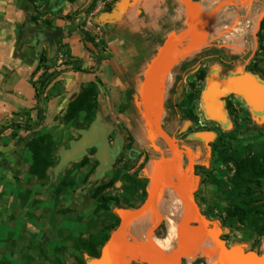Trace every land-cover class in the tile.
<instances>
[{
    "label": "crops",
    "instance_id": "crops-1",
    "mask_svg": "<svg viewBox=\"0 0 264 264\" xmlns=\"http://www.w3.org/2000/svg\"><path fill=\"white\" fill-rule=\"evenodd\" d=\"M193 1L201 13L215 10V17L238 27L217 32L170 71L201 50L223 58L213 62L220 74L242 71L243 62L232 61L241 55L237 50H257L264 0ZM116 2L117 19L97 23L98 14ZM185 25L179 0H0V264L73 261L80 226L66 210L68 201L55 206L47 196L56 184L50 188L28 175L26 142L48 135L62 146L74 139L83 114L67 122L63 116L81 90L93 85L92 120L141 150L152 132L143 110L148 73Z\"/></svg>",
    "mask_w": 264,
    "mask_h": 264
},
{
    "label": "rangeland",
    "instance_id": "rangeland-1",
    "mask_svg": "<svg viewBox=\"0 0 264 264\" xmlns=\"http://www.w3.org/2000/svg\"><path fill=\"white\" fill-rule=\"evenodd\" d=\"M216 19V26L220 27L225 23L222 16L217 15ZM225 31L227 29L218 32ZM215 51L233 52L234 50ZM237 52H241L239 59L228 61H242V71L254 75L264 83V59L258 47L257 50H237ZM217 58L220 60L217 61ZM222 59L216 53L204 55L201 50L173 67L162 87L160 124L170 130L180 146L181 171L185 176L187 175L191 200L202 220L212 230L222 231L223 239L229 247L236 246L245 251L261 253L264 250V237L245 230L233 217L226 218L225 209L232 205L238 206L239 201L246 200L243 196L247 192L252 199H257L255 205L263 206L264 210V177L253 180L248 191L233 186L234 163L250 161L264 150V117L255 120L246 105L235 96H227L222 100L229 122V127L226 129L220 130L212 122L205 120L201 111L199 97L203 88L202 80L206 73L216 68L217 65L213 62ZM236 70L231 68L228 73L233 74ZM221 73V75L228 74L223 71ZM78 127L83 129V124H79ZM203 132L213 134V138L208 141H213L211 145L201 144L200 139L194 136ZM76 137L77 135L74 139ZM151 143L158 149L152 150ZM54 146L53 155L57 158L58 148L66 147L67 144L60 146L54 143ZM131 149L133 151L131 158L126 159L124 154L119 155L110 170L99 180H91L97 163L88 150L83 165L78 164L79 160L69 163L55 180H52L49 172L41 181L43 185L52 188L53 184L64 179L66 184L64 189L56 190L54 186L47 196L54 199L55 206L63 207L65 202H69L66 210L80 226L79 229L76 227L77 242L95 237L99 233L109 235L118 222L115 210L134 209L141 204L152 184L155 168L167 158L168 154L165 146L153 132L150 133L149 140L143 144L141 150ZM259 164L264 168V161ZM127 177L136 183L134 187L132 183L126 182ZM125 189H128L129 193H126ZM177 192L172 181L164 182L152 207L134 223L145 221L151 224V220L156 218V223L151 224V233L160 241L168 233V227L163 226L158 213L168 200L169 194L178 198ZM96 198H104L107 201L103 209L93 213ZM251 206L250 204L249 207ZM172 207H176L175 202H172ZM196 227H200V223L192 222L191 229ZM189 233L191 244L184 255L183 264H190L192 260H187L188 252L194 245L193 235ZM200 239V246L208 250L207 257L211 255L220 261L221 258L203 232ZM101 246L93 247L94 252H99ZM113 254L111 253V256ZM198 256L200 255H196ZM87 259L89 257L84 250H77L73 261L67 264H78Z\"/></svg>",
    "mask_w": 264,
    "mask_h": 264
},
{
    "label": "water",
    "instance_id": "water-1",
    "mask_svg": "<svg viewBox=\"0 0 264 264\" xmlns=\"http://www.w3.org/2000/svg\"><path fill=\"white\" fill-rule=\"evenodd\" d=\"M179 2L186 17V25L165 43L148 73L143 91L144 116L153 134L165 146L168 153L167 158L155 168L152 184L146 191L141 204L134 209L115 210L118 221L116 228L108 235L99 249L98 257L87 259L85 264H109L111 253L128 256L121 264H128L130 261L141 264H179L180 259L190 247L189 232L191 223L194 221L200 223L203 234L214 246L223 264H264V250L256 253L236 246L227 248L219 239L222 231H213L207 227L191 200L190 184L186 176L180 173L175 140L170 138L160 126V105L164 80L178 60L192 54L204 44L207 23L216 13L215 10L201 13L198 4L193 0H179ZM120 12L121 2H116L111 11L98 14L96 21L99 24L111 23L117 19ZM54 36L55 33L48 34L47 39L50 41ZM202 86L199 101L205 120L216 123L223 129L229 127L222 101L227 96L239 98L255 120H261L264 117V83L254 75L239 70L233 74L220 75L216 69H211L205 74ZM111 131L109 125L102 124L97 119L92 120L86 128L78 130L75 139L69 140L66 147H59L56 151L57 161L51 168L53 179L67 164L80 160L88 150L93 149L92 157L97 166L91 180H99L113 164L115 144L110 146L108 143ZM194 136L205 144L213 138L210 132L197 133ZM150 147L152 150L158 149L152 143ZM168 176H170L169 179ZM168 181L174 183L182 206L178 216L172 222L175 239L173 251L160 262L156 255L142 250L129 239L127 228L152 207L162 184Z\"/></svg>",
    "mask_w": 264,
    "mask_h": 264
},
{
    "label": "trees",
    "instance_id": "trees-1",
    "mask_svg": "<svg viewBox=\"0 0 264 264\" xmlns=\"http://www.w3.org/2000/svg\"><path fill=\"white\" fill-rule=\"evenodd\" d=\"M66 1L70 3L73 0ZM256 39L258 49L261 51L264 59V18L258 24ZM94 98L95 88L93 85H88L83 88L77 98L67 106L63 120L66 122L71 121L78 113H82V128H86L93 119L95 108ZM26 149L30 154L31 161L27 173L34 180L41 182L46 178L47 171L51 169L57 161V158L53 155L55 151L54 143L48 135H41L27 141ZM93 152V149L89 150L91 156ZM259 154L260 155L254 156L250 161H238L234 163L235 174L233 186L248 191L249 185L253 180L264 177V168L259 164L264 161V150ZM84 159L85 158L82 157L78 164L83 165L85 162ZM125 180L127 183H132L133 187L136 185V183L128 177L125 178ZM65 186L64 179H61L56 183L55 189L63 190ZM125 191L129 193L128 189H125ZM243 197H245L246 200H243V202L239 201L237 204L238 206L232 205L230 208L225 209L226 218L233 217L245 230L254 235L264 237L263 206L255 205L257 199H252L247 192ZM106 201L107 199L104 198H96V206L92 212L96 213L98 210L103 209ZM250 204L252 205L251 207H249ZM107 237L108 234L99 233L97 236L90 237L87 240L75 241L74 246L76 250H84L88 254L89 259L95 258L98 252H94L93 247H100L104 244ZM78 264H83V262Z\"/></svg>",
    "mask_w": 264,
    "mask_h": 264
},
{
    "label": "bare ground",
    "instance_id": "bare-ground-1",
    "mask_svg": "<svg viewBox=\"0 0 264 264\" xmlns=\"http://www.w3.org/2000/svg\"><path fill=\"white\" fill-rule=\"evenodd\" d=\"M216 17L214 16L209 20L206 26L207 34L205 37L204 44L219 30L229 29L231 26L223 23L220 27L216 26ZM235 21V20H234ZM225 22V21H224ZM237 23V21H235ZM236 27H231L230 29H235ZM231 31V30H230ZM204 137V136H203ZM170 176H168L169 179ZM172 202H175L176 207H172ZM182 206V202L179 198L172 197L170 194L168 196V200L162 206L158 215L161 221L163 222V226L167 225L168 233L164 236L160 241H158L157 237H154L151 233V224L156 223V218L151 220V224L147 222L133 223L127 228V233L129 239L137 246H139L142 250L154 254L157 258L162 262L171 252L173 251V244L175 242L174 239V231L172 228L173 220L178 216L180 209ZM190 232L193 235L194 245L191 250L188 252L187 260L193 259L196 255H201L202 247L201 243V234L202 230L200 227H196L194 229H190ZM158 242V243H157ZM124 260L128 257L122 254Z\"/></svg>",
    "mask_w": 264,
    "mask_h": 264
},
{
    "label": "flooded vegetation",
    "instance_id": "flooded-vegetation-1",
    "mask_svg": "<svg viewBox=\"0 0 264 264\" xmlns=\"http://www.w3.org/2000/svg\"><path fill=\"white\" fill-rule=\"evenodd\" d=\"M218 73H219V72H218ZM219 74H220V73H219ZM220 75H221V74H220ZM202 81H203V80H202ZM224 108H225V107H224ZM226 115H227V114H226ZM212 123H213V122H212ZM213 124H214V126L217 127L218 129H220V130L223 129V128L220 127L218 124H216V123H213ZM160 126L162 127V129L164 130V132H165L170 138H173L172 133L170 132V130L166 129V128H165L164 126H162L161 124H160ZM204 131H208V130H204ZM114 138H115L116 140H115ZM173 139H174V138H173ZM200 142H201V144H203V145H205V146L211 145V144L213 143V141H211V142H207V143L205 144V143H204L203 141H201V140H200ZM108 143H109L110 146H112V144H115V155H114V158H113V163L118 159L119 155H122V154H124V156H125L126 159H129V158L132 157V153H133V151H132L130 145L128 144V142H123V141H121L120 138H119L118 136L114 135L113 133H111V134L109 135V137H108ZM175 143H176V147H177V149H178V156H179V154H180V146H179L177 140H175ZM179 168H180V173L183 174L182 171H181V165H179ZM186 178H187V175H186ZM187 181H188V178H187ZM207 227L210 228L209 226H207ZM210 229H211V228H210ZM213 231H215V230H213ZM219 239L224 243V245H225L227 248H229V246L226 244V242H225L224 239H223V234H221V235L219 236ZM210 245L213 246L211 243H210ZM213 248H214V246H213ZM214 250H215V249H214ZM207 253H208V250H206V249H202V253H201V255L198 256V257L195 256V258H193V259L191 260L190 264H219L220 262H221V264L223 263L222 260L219 261L217 258H214V257H212L211 255L207 257ZM96 257H98V255H97ZM96 257H95V258H96ZM205 257L207 258V260H203ZM183 259H184V257L180 259L179 264H183ZM86 261H87V260H85V261L83 262V264H85ZM122 261H124V258L122 257L121 254H116V253H114V254H113L112 256H110V258H109V264H121ZM128 264H141V263H139V262H134V261H130Z\"/></svg>",
    "mask_w": 264,
    "mask_h": 264
},
{
    "label": "built area",
    "instance_id": "built-area-1",
    "mask_svg": "<svg viewBox=\"0 0 264 264\" xmlns=\"http://www.w3.org/2000/svg\"><path fill=\"white\" fill-rule=\"evenodd\" d=\"M95 12H96V10L93 13H95Z\"/></svg>",
    "mask_w": 264,
    "mask_h": 264
}]
</instances>
